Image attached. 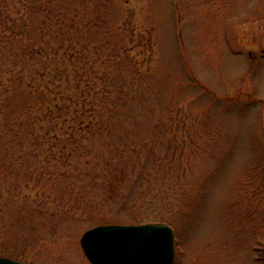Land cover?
I'll list each match as a JSON object with an SVG mask.
<instances>
[{
	"label": "rangeland",
	"instance_id": "rangeland-1",
	"mask_svg": "<svg viewBox=\"0 0 264 264\" xmlns=\"http://www.w3.org/2000/svg\"><path fill=\"white\" fill-rule=\"evenodd\" d=\"M93 1L87 0L89 10ZM105 1L110 43L132 46L143 66L149 51L143 36L151 38L147 74L135 77L140 97L129 99L126 115L110 118L102 133L74 127L90 152L79 156L82 151L67 142L63 150L72 154L64 165V157L54 159L59 145L50 149L47 138L39 137V145L33 135L10 133L14 125L8 129L1 112L7 107L14 117L24 97L14 95L5 104L0 83V169L15 165L13 174H0V191L15 184L16 197L15 216L0 213V256L30 264H91L79 242L86 229L154 218L174 229V264H262L264 0ZM59 2L28 5L40 14L57 10ZM61 4L80 16L81 0ZM26 10L21 0H0V73L11 44L15 52V20H24ZM125 12L129 24H123ZM31 15L37 25V14ZM51 25L63 23L51 18ZM103 39L86 52L99 61L111 49ZM94 75L89 82L101 85ZM120 138L129 144L112 161L121 175L112 181L108 169H99L100 154L114 155L110 143ZM50 171L66 175L50 179ZM84 172H96L94 180ZM69 194L77 200L59 207L54 197ZM81 194L80 204L72 203ZM39 202L43 212L36 214Z\"/></svg>",
	"mask_w": 264,
	"mask_h": 264
},
{
	"label": "trees",
	"instance_id": "trees-1",
	"mask_svg": "<svg viewBox=\"0 0 264 264\" xmlns=\"http://www.w3.org/2000/svg\"><path fill=\"white\" fill-rule=\"evenodd\" d=\"M39 1L38 4L35 0H21L27 9L24 14L25 18L15 20V52L10 53L13 52L11 44L6 51L9 54H5L3 69L0 73L5 104L14 95L15 97L23 96L24 102L14 117H10L6 110L7 107L1 113L8 129L9 124L14 125V130L9 129L13 136L33 135L35 142L39 140V145L42 143L39 137L47 138L51 141L50 149L59 145L58 154L54 155V159L64 157L61 163L67 165L69 164L67 159L72 154L71 150L69 152L63 150L67 142L76 148V151H82L79 156L90 152V149L74 136V127L91 134L96 133V130L102 133L104 129L111 126L110 118L126 115L127 110L123 106L129 99L140 97L135 77L139 80L147 74V71H144L148 66L145 60L151 56L153 48L150 36L142 32L144 34L142 41L149 45V51L143 56L145 60L143 59L142 66L135 60V55L131 54L132 46L128 47L124 40V43L120 45L110 43L106 37L110 28L107 21L109 9L105 0L93 1L92 10L88 9L87 0H81L83 3L81 17L79 11L75 9L69 13L63 10L61 4L63 0L58 3L57 10L45 9V12L41 11L39 14L30 7V4L28 5V2L32 5L35 2L37 6H41L42 0ZM42 7L45 8V4ZM31 14H37L39 19L37 25H33L30 21ZM128 16L129 13L125 12L123 24L130 23ZM51 18H54L56 22L60 20L63 25L55 28L51 25ZM13 31V28H9L10 34H13ZM3 36L6 41L8 35L4 33ZM99 36L104 37L101 41L103 46L109 47L110 45L111 48L106 57L104 56L105 59L100 61L98 56L93 58L86 53L96 45L95 42ZM6 44L9 43H5V47ZM98 50V47L94 49L95 52ZM99 69L102 70L101 73L98 72ZM91 72L95 73L93 78H97L101 85H95L92 80V83L89 82L88 76ZM9 118H12L11 123L8 121ZM128 144L129 141L123 140L122 142L120 138L118 142L110 143L115 149L114 155L102 152L100 154L99 167L101 168L99 169H108L112 181L121 179V175L115 172L112 161L114 157L122 158V152ZM51 153L53 154L52 151ZM89 163L88 159L84 161L85 165ZM123 163L125 164L126 161L124 160ZM93 167L96 171L97 166L94 164ZM14 171L15 165L11 164V168L9 166L0 169V174L4 178L13 174ZM63 175H66L65 171H50L48 177L54 179ZM84 175H90V179L94 180L96 172H84ZM36 182L39 184L41 178H36ZM86 189L88 188H84L83 195ZM82 194L78 197L79 201L72 203L80 204ZM50 195L48 194V198ZM71 196L69 194L64 198L62 195H57L54 199L58 201L59 207H64L65 202L71 199L77 200L75 197L69 199ZM15 200V184L2 189L0 191V213L5 216L8 214L15 216ZM18 207L22 210L27 209L22 203ZM42 209L43 203L39 202L33 212L39 214L43 212ZM13 218L12 226L15 225V217ZM158 221L160 220L153 218L138 220L133 224ZM14 231L12 230L11 233L15 234ZM8 236L9 233H6L4 237Z\"/></svg>",
	"mask_w": 264,
	"mask_h": 264
},
{
	"label": "water",
	"instance_id": "water-1",
	"mask_svg": "<svg viewBox=\"0 0 264 264\" xmlns=\"http://www.w3.org/2000/svg\"><path fill=\"white\" fill-rule=\"evenodd\" d=\"M79 242L91 264H174V229L163 221L100 224L86 229ZM0 264L30 263L0 256Z\"/></svg>",
	"mask_w": 264,
	"mask_h": 264
}]
</instances>
